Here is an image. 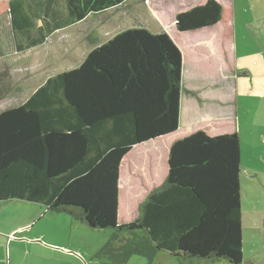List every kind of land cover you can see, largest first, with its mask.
I'll return each instance as SVG.
<instances>
[{"label":"trees","instance_id":"obj_1","mask_svg":"<svg viewBox=\"0 0 264 264\" xmlns=\"http://www.w3.org/2000/svg\"><path fill=\"white\" fill-rule=\"evenodd\" d=\"M126 1L0 0V15L20 36L31 37L29 48ZM223 14L218 0H205L177 12L174 26L178 32L205 28ZM34 28L43 30L40 38L32 37ZM181 70V51L166 33L129 28L96 45L78 66L48 77L22 102L0 109V202H34L45 214H67L91 230L129 232L126 257L150 259L165 251L241 264L236 133L210 136L199 129L173 141L162 183L140 203L136 218L117 221L122 160L136 144L178 127ZM1 81L0 98L8 90ZM110 249L119 255L121 245L108 239L98 255L124 263Z\"/></svg>","mask_w":264,"mask_h":264},{"label":"crops","instance_id":"obj_2","mask_svg":"<svg viewBox=\"0 0 264 264\" xmlns=\"http://www.w3.org/2000/svg\"><path fill=\"white\" fill-rule=\"evenodd\" d=\"M204 1L193 2L186 7ZM223 1L225 5L233 6L230 0ZM223 8V18L216 24L179 32H191L193 37L189 38V42L196 46L193 49L187 48V53L185 50L182 52L178 127L167 136L134 146L122 160L118 181V214L130 213L134 205H140L147 194L162 183L167 174V156L173 141L199 129L210 136L236 133L240 141V135L245 130L255 150L247 151V161L251 168L249 171L243 165L240 147L241 264H264V118L259 119V114L264 113V74L262 61L258 62L255 57L253 61H248L252 54L262 57L264 61V16L247 22L246 29L249 30L240 31L239 35L242 38L246 36L254 47L244 52L247 47L241 46L238 62L237 29L233 22L235 18L225 12L227 9L224 5ZM179 11L182 10H175L173 14ZM185 56H196L200 62L193 61L187 66ZM159 153L165 159V174L159 178L161 182L156 183L153 172ZM123 167H126L124 171ZM243 170L247 172L246 175L242 174ZM131 198H139V201L133 202ZM247 198L251 204L245 210L244 201H248ZM12 201L21 203L9 205ZM24 202L34 203L20 199L0 202V264H113L98 255L104 240L97 244L92 241L89 243L88 230L91 229L83 221L74 220L67 214L50 213L53 215H47L58 218V221L42 225L40 218L42 214L46 215L45 210L41 213L36 207H24L27 205ZM244 219L251 222L247 227L258 231L255 242L248 245V256H245L247 229ZM177 259L187 262L200 260L184 257ZM220 260L231 264L225 259L216 261Z\"/></svg>","mask_w":264,"mask_h":264},{"label":"rangeland","instance_id":"obj_3","mask_svg":"<svg viewBox=\"0 0 264 264\" xmlns=\"http://www.w3.org/2000/svg\"><path fill=\"white\" fill-rule=\"evenodd\" d=\"M197 1L201 2L203 0H127L124 4L108 9L103 13L96 15L88 14L79 22L62 26L48 34L40 44L29 48H25V42H28L31 37L25 35V37L20 36L21 34L19 35L17 31L12 29L10 18L7 15H0V74L4 73V81L7 83L8 88L6 93L0 98V109L22 102L39 85L43 84L48 77L78 66L96 45L106 42L115 34L129 28L142 27L152 33L164 32L179 48L181 54L183 50H185V52L188 51L187 48L191 47V49H193L196 45L189 42V38L193 37V35L191 32H177L174 26L175 15L173 13L175 10H183L185 9L183 7ZM230 1L233 4L232 7L225 5L223 0H219V2L225 6V9H227L225 12L234 15L235 21L233 20V22H235L234 25H236L237 29V60L240 62V47L246 46L247 48H244V52H247L250 48H253L254 45L248 41L246 36L242 38L239 33L241 30H249L246 29L247 22L264 16V0ZM60 10H64V8H60ZM41 24L44 25L43 21H35L36 26ZM49 24L51 25L52 23ZM41 32L34 28L32 37L35 35L36 38H40L42 35ZM21 47H24L22 48L23 50H21ZM253 57H255L258 62H263L262 72L264 74V61L262 57L252 54L251 57H248V61H253ZM185 61L188 66V64L193 61L200 62V59L196 56H185ZM3 77H0V85H2L1 78ZM261 118H264V113L259 114V119ZM240 147L243 152V165L246 166V170L251 171L247 161V151H254L255 145L250 138L246 137L245 130H243V134L240 135ZM164 160L163 156L159 153L155 171L153 172V179L156 183H160L162 179L159 178L164 177ZM127 161L128 160L124 162V166ZM125 168L126 167H123L122 171H124ZM121 173L124 175V172ZM242 174L246 175L247 172L243 170ZM136 199L137 198H131L133 202L139 201V198ZM123 201L124 198L122 197V205ZM244 202V209L246 210L251 203L249 199ZM12 203L17 205L21 202L12 201L9 205H14ZM24 203L27 204L24 207H36L41 213H44L45 208L43 206L36 203ZM47 214L52 216L55 213L42 214L40 218L42 225H49L58 221V218H51V216ZM138 214L139 205H134L130 213L120 214V216L118 214V223L129 222L136 218ZM132 215H134V217L131 218ZM244 224L247 229L245 230L244 239L245 256H248V245L250 246L252 242H255L258 231H254L251 227H247L251 224L248 219H246V221L244 219ZM34 230L35 229H33V231ZM88 233V241L90 244L91 241L97 244V242L101 240L106 242L110 239L113 245H121L119 255L115 252H111V249L108 251V254L114 258L121 259L122 262L123 260L125 261L124 263L116 262L113 264H228L224 260H194L187 262L182 259L174 258L165 251L155 253L150 259L140 253L129 254L126 257L125 250L127 247L124 246L123 239L126 238V233L129 232L125 233L116 232L112 229H102L88 230ZM116 235L117 238L115 239ZM251 253L254 254V252ZM103 258H108V256L103 254Z\"/></svg>","mask_w":264,"mask_h":264},{"label":"water","instance_id":"obj_4","mask_svg":"<svg viewBox=\"0 0 264 264\" xmlns=\"http://www.w3.org/2000/svg\"><path fill=\"white\" fill-rule=\"evenodd\" d=\"M149 140H152V139H149ZM136 145H138V144H136ZM136 145H135V146H136Z\"/></svg>","mask_w":264,"mask_h":264}]
</instances>
